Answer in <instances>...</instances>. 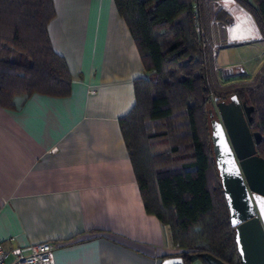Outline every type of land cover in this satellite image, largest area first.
Listing matches in <instances>:
<instances>
[{
    "label": "crops",
    "instance_id": "0c3cea01",
    "mask_svg": "<svg viewBox=\"0 0 264 264\" xmlns=\"http://www.w3.org/2000/svg\"><path fill=\"white\" fill-rule=\"evenodd\" d=\"M54 4L48 32L72 92L17 97L14 109L0 104V240L24 253L52 241L55 264L182 257L170 227L146 209L121 129L136 104L135 80L148 75L127 23L114 0ZM207 33L219 50L261 37L234 0L213 5Z\"/></svg>",
    "mask_w": 264,
    "mask_h": 264
},
{
    "label": "trees",
    "instance_id": "16d2710c",
    "mask_svg": "<svg viewBox=\"0 0 264 264\" xmlns=\"http://www.w3.org/2000/svg\"><path fill=\"white\" fill-rule=\"evenodd\" d=\"M148 73L135 80L136 104L120 119L146 209L170 227L184 264H241L236 231L216 164L208 105L238 98L254 107L250 129L260 132L264 158V66L250 81L212 87V50L204 46L213 5L219 0H114ZM249 11L264 39V0H234ZM54 0H0V104L34 93L66 97L72 77L51 43ZM176 114L180 128L172 125ZM169 122V123H168ZM168 123V125H167ZM211 123V121H210ZM177 130L179 160L154 154L148 141ZM150 149L152 151H150ZM185 149V150H184ZM184 156V157H183Z\"/></svg>",
    "mask_w": 264,
    "mask_h": 264
},
{
    "label": "water",
    "instance_id": "95a60500",
    "mask_svg": "<svg viewBox=\"0 0 264 264\" xmlns=\"http://www.w3.org/2000/svg\"><path fill=\"white\" fill-rule=\"evenodd\" d=\"M241 72L245 70L237 67ZM217 102L220 119L212 118L216 164L236 231L241 264H264V158L258 154L260 132H252L254 107L233 95ZM183 257L166 258L162 264H184Z\"/></svg>",
    "mask_w": 264,
    "mask_h": 264
},
{
    "label": "rangeland",
    "instance_id": "374dc122",
    "mask_svg": "<svg viewBox=\"0 0 264 264\" xmlns=\"http://www.w3.org/2000/svg\"><path fill=\"white\" fill-rule=\"evenodd\" d=\"M231 5L235 4L229 3V7ZM259 32L261 34L260 39H250L249 41L244 43L235 42L236 44L234 43L230 46H224L220 50L219 48H217L216 51H219L218 57L215 56L212 48L209 46V48L212 50L214 58L213 62H210L208 68V82L212 87H215L217 85L221 88H225L234 83L250 81L262 70L264 66V39L260 29ZM206 36L210 41L209 35L207 34ZM210 42L212 43V41ZM237 67H242L245 71L241 72L237 69ZM231 97L232 96H227L226 98H224V100L229 101ZM208 109L213 110L214 118L220 119L215 96H213V100L208 105ZM178 115L176 114V116L172 120H170V123L172 125H175V127L178 128V131H180L179 125L182 121V118ZM210 121L211 119L209 118V124L211 125ZM178 131H170L169 135H167L166 137L154 141H148L149 148L152 145L154 154L159 155L160 157L165 158L166 155L170 160H179V157L184 155V152L180 151L176 154L171 152V149L174 146H178L180 150H183V148L181 149ZM152 150L150 149V151Z\"/></svg>",
    "mask_w": 264,
    "mask_h": 264
},
{
    "label": "built area",
    "instance_id": "2783aa9c",
    "mask_svg": "<svg viewBox=\"0 0 264 264\" xmlns=\"http://www.w3.org/2000/svg\"><path fill=\"white\" fill-rule=\"evenodd\" d=\"M204 46H210L217 57V48L219 44H212L204 31ZM55 243L52 241H44L30 245L29 252L24 253L19 248H7L0 240V264H55Z\"/></svg>",
    "mask_w": 264,
    "mask_h": 264
},
{
    "label": "bare ground",
    "instance_id": "6f19581e",
    "mask_svg": "<svg viewBox=\"0 0 264 264\" xmlns=\"http://www.w3.org/2000/svg\"><path fill=\"white\" fill-rule=\"evenodd\" d=\"M236 5V4H235ZM235 5H233V6H235ZM235 9V8H234ZM237 11V10H236ZM243 13H245V12H243ZM248 15V14H247ZM241 16V15H240ZM242 17V16H241ZM246 17V16H245ZM240 18V17H239ZM247 18V17H246ZM252 18V17H251ZM240 22V21H239ZM247 24V23H246ZM253 26V29H254V33H256V34H258V32H257V28H256V26L253 24L252 25Z\"/></svg>",
    "mask_w": 264,
    "mask_h": 264
}]
</instances>
